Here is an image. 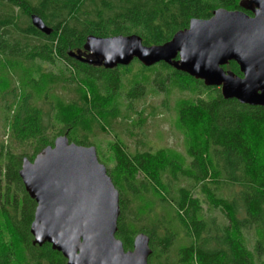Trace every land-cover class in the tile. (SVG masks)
Here are the masks:
<instances>
[{
	"label": "trees",
	"instance_id": "1",
	"mask_svg": "<svg viewBox=\"0 0 264 264\" xmlns=\"http://www.w3.org/2000/svg\"><path fill=\"white\" fill-rule=\"evenodd\" d=\"M244 1L0 0V89L12 86L3 93L9 97L7 119L22 144L39 140L28 157L16 158L8 149L0 155V216L10 236L9 243L0 238V264H67L50 244L33 245L30 229L36 203L19 176L24 158L33 161L54 144L56 137L50 140L45 133V116L53 113L62 127L57 137L67 134L70 142L91 147V135L97 129L106 131V124L119 117L122 93L130 100L142 96L143 78L156 70L161 83L207 96L176 106L177 127L196 124L201 142L188 147L189 165L185 156L172 150L130 154L120 141L109 143L113 168L98 154L120 192L116 237L130 251L135 237L146 234L152 249L149 264H253L247 246L251 233L255 253L264 261V108L225 100L220 88L206 87L164 63L145 67L134 61L140 65L134 72L129 66L109 70L69 56L87 53L84 46L92 36L138 35L146 46L162 45L187 29L191 20L210 19L218 9L244 10ZM32 15L52 29L51 35L32 25ZM57 61L70 68L55 74L42 65ZM224 69L242 76L234 62ZM124 78H129V89ZM61 88L71 93L70 99L54 92ZM33 99L47 101L49 111L45 114L30 104ZM180 178L193 185L178 187ZM197 189L204 201L196 196ZM203 204L220 210L228 225L210 223ZM154 213L155 221L150 222ZM171 248L177 250L173 258Z\"/></svg>",
	"mask_w": 264,
	"mask_h": 264
},
{
	"label": "water",
	"instance_id": "2",
	"mask_svg": "<svg viewBox=\"0 0 264 264\" xmlns=\"http://www.w3.org/2000/svg\"><path fill=\"white\" fill-rule=\"evenodd\" d=\"M244 10H216L210 19H193L162 45L146 46L138 35L89 37L76 60L113 70L138 61L164 63L206 87H218L225 100L264 108V0H245ZM250 13V14H248ZM32 25L51 35L37 15ZM231 62L242 76L226 71ZM19 176L36 203L31 235L34 246L50 244L67 264H149L150 238L138 234L126 251L116 237L120 192L94 146L57 137L33 161L22 160Z\"/></svg>",
	"mask_w": 264,
	"mask_h": 264
},
{
	"label": "rangeland",
	"instance_id": "3",
	"mask_svg": "<svg viewBox=\"0 0 264 264\" xmlns=\"http://www.w3.org/2000/svg\"><path fill=\"white\" fill-rule=\"evenodd\" d=\"M138 62V61H137ZM140 64V63H139ZM139 64L133 63L129 66L134 72L138 70ZM47 71L59 74L66 71L70 66L62 61H57L54 65L49 63H42ZM133 66V67H132ZM158 70L153 71L143 78L144 92L142 96H138L132 100L125 98V94L122 93L123 103L120 106L119 117L111 123L106 124V131L96 130L95 136L91 135L90 143L97 149V153L108 162L112 164L109 169L114 167L115 159L114 154L109 146V143L120 141L124 145L127 152L130 154L140 153H156L159 150L166 149L172 150L176 153L182 154L187 158L188 165L191 163L187 156L188 147L199 146L201 142V128L196 124L187 122L180 124L177 127V111L176 106L178 102L185 100L197 101L198 99H205L207 96L205 93H190L180 92L175 88H172L167 82L158 80L161 79L156 74ZM131 76V75H129ZM164 76H166L164 74ZM128 79L124 78L123 83L126 89H129ZM163 80V79H161ZM12 86H9V90ZM9 90L0 89V155L3 154L5 149H8L11 153L16 155V158L28 157L33 152L34 145H39L38 139L28 140L27 143L22 144L19 141L16 133L11 130L10 123L8 121L9 109H6L5 102L7 95L4 97L5 92ZM54 92L58 95L65 96V99H70V92L61 88ZM22 97H18L17 101H21ZM45 102V103H44ZM41 101L40 99H33L30 104L34 103L40 109H43L45 114L49 111V105L47 101ZM9 103V102H8ZM11 105V103H9ZM14 108V107H13ZM51 116V117H50ZM49 117V118H46ZM45 122L49 127L45 133L50 140H53L62 127L57 124L53 119V113L49 116H45ZM106 122H103L105 124ZM78 133H74L76 136ZM79 135V134H78ZM77 135V136H78ZM89 135V134H88ZM55 138V139H56ZM30 144V145H28ZM193 182L187 178H180L177 181L178 187H191ZM198 189L195 194L198 195L203 201L204 197L199 195ZM152 207H156L153 203ZM204 217L210 219V223L215 225L226 226L228 221L225 215L220 210H213L206 204H203ZM156 213L151 216V221L154 222ZM5 220L0 216V238L9 243L10 236L5 228ZM144 226L150 228V225L143 223ZM159 234V241L162 239ZM180 245V242L179 244ZM247 246L250 250V254L253 258V264H264V261L260 260L255 253V240L253 234H247ZM177 251L174 248L170 249V256Z\"/></svg>",
	"mask_w": 264,
	"mask_h": 264
}]
</instances>
